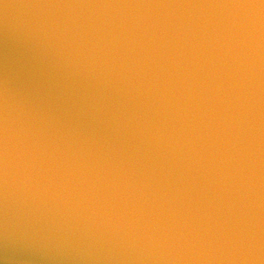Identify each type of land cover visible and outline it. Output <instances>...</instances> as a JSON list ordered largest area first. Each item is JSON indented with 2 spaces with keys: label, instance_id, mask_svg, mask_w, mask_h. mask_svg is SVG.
<instances>
[{
  "label": "water",
  "instance_id": "95a60500",
  "mask_svg": "<svg viewBox=\"0 0 264 264\" xmlns=\"http://www.w3.org/2000/svg\"><path fill=\"white\" fill-rule=\"evenodd\" d=\"M0 264H264V0H0Z\"/></svg>",
  "mask_w": 264,
  "mask_h": 264
}]
</instances>
